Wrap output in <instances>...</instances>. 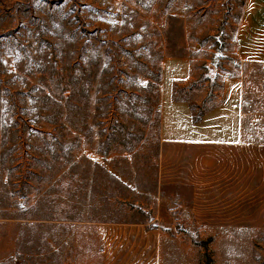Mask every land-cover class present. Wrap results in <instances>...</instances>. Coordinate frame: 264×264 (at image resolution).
Returning <instances> with one entry per match:
<instances>
[{
	"label": "rangeland",
	"instance_id": "1",
	"mask_svg": "<svg viewBox=\"0 0 264 264\" xmlns=\"http://www.w3.org/2000/svg\"><path fill=\"white\" fill-rule=\"evenodd\" d=\"M227 84L264 142V0H0V264H264V202L196 210L161 135Z\"/></svg>",
	"mask_w": 264,
	"mask_h": 264
},
{
	"label": "crops",
	"instance_id": "2",
	"mask_svg": "<svg viewBox=\"0 0 264 264\" xmlns=\"http://www.w3.org/2000/svg\"><path fill=\"white\" fill-rule=\"evenodd\" d=\"M240 87L227 84L217 104L204 107L198 120L188 103L174 100L173 119L166 113L163 120L161 135L163 142H172L173 170L189 183L198 211L205 212L200 204L216 202L219 196L231 204L264 202V142L247 130L253 119ZM173 178L177 183L178 173Z\"/></svg>",
	"mask_w": 264,
	"mask_h": 264
},
{
	"label": "trees",
	"instance_id": "3",
	"mask_svg": "<svg viewBox=\"0 0 264 264\" xmlns=\"http://www.w3.org/2000/svg\"><path fill=\"white\" fill-rule=\"evenodd\" d=\"M155 82H156V86L154 85V90L156 91V94L154 95V99H152L150 102H151V104H153V108H152V110H151V112H150V115L152 116H150V118H149V120L148 121H153L154 120V117H153V113H152V111L153 110H158L159 111V109H160V95H159V88H158V84H159V80L157 79V80H155ZM151 87V88H152ZM155 114V113H154ZM158 114V113H157ZM196 120H198V119H196ZM73 165H75V166H78L77 165V163H75V162H73ZM97 166H99L98 164H96ZM109 176L113 179V184H110L109 186H111L113 189L114 188H121V189H127L128 188V186H126L123 182H121L120 180H119V178H117V176H115L114 174H109ZM115 180L118 182V183H115ZM96 189L95 188H93V191H95ZM121 197H123V196H121Z\"/></svg>",
	"mask_w": 264,
	"mask_h": 264
}]
</instances>
